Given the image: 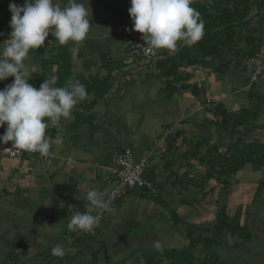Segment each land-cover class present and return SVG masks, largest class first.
I'll return each mask as SVG.
<instances>
[{
    "label": "crops",
    "instance_id": "1",
    "mask_svg": "<svg viewBox=\"0 0 264 264\" xmlns=\"http://www.w3.org/2000/svg\"><path fill=\"white\" fill-rule=\"evenodd\" d=\"M11 2L24 4V0H0V48L11 32ZM194 3L192 7L197 6ZM88 6L92 26L75 56L72 42L60 45L51 35L48 42L71 56L70 77L92 81L94 90L85 103L93 101V107L86 115L73 111L78 125L61 134L62 143L52 145L45 162L0 157V264H173L188 240L178 223L168 220L172 211L183 218L184 226L196 223L202 228L217 212L220 185L210 179L205 189H196L204 185L205 165L221 170L227 156L239 157L248 145L264 144V70L248 85L250 70L242 63L245 56L256 53L250 67L264 65V4L261 18L255 17L257 4L251 12L253 28L239 29L243 44L246 36L251 40L255 36L252 45L241 48L239 43L200 61L182 60L178 53L184 45L174 53L160 49L149 60L134 56L114 34L121 26L133 27L131 0H89ZM113 52L126 55L121 67L103 62ZM39 58L30 50L25 61L37 71L32 78L53 76L55 66L42 67ZM13 79L0 81V90ZM242 114L251 123L242 121L232 132L229 125ZM223 116L229 117L226 127ZM171 128L177 133L173 140L167 133ZM48 135L55 139L51 132ZM124 148L131 150L135 161H144L141 176L150 188L127 190L113 207L98 210L99 226L81 232L73 247L66 246L72 235L67 228L71 217L85 211L84 197L90 188L106 197L107 169ZM173 167L183 173L174 177ZM262 179L264 164L252 163L230 178L225 213L233 223L246 225L249 238L234 246L233 233L215 235L210 250L219 264H264ZM129 216L137 221L147 217L154 226L144 230L140 222L132 225ZM157 241L159 250L154 246ZM57 243L65 248L62 258L51 254Z\"/></svg>",
    "mask_w": 264,
    "mask_h": 264
},
{
    "label": "clouds",
    "instance_id": "2",
    "mask_svg": "<svg viewBox=\"0 0 264 264\" xmlns=\"http://www.w3.org/2000/svg\"><path fill=\"white\" fill-rule=\"evenodd\" d=\"M88 2L24 0L23 5L9 4L11 32L0 48V81L9 77L14 79L0 90V127L6 125L0 135V143L8 145L11 142L17 150L38 152L43 156L50 154L53 144L62 143V121L70 120L76 105L86 100V87L79 80L72 79L66 80L62 87L57 86L58 77L53 75L47 76L36 88L28 81L37 71L25 61L30 50L40 49L50 35L60 45L75 44V56L92 26ZM192 3L193 0H131L128 12L133 30L142 34L146 55H155L160 49L174 53L180 46H193L203 38L205 22L200 12L191 7ZM49 124L57 129L55 139L47 134ZM104 197L105 192L95 187L87 191L85 211H77L67 224V228L74 232L73 240L67 238L69 243L80 236L75 232H90L99 226L102 217L93 213L108 209L109 204ZM154 246L158 250L161 248L159 241ZM51 254L64 257V246L57 243Z\"/></svg>",
    "mask_w": 264,
    "mask_h": 264
},
{
    "label": "trees",
    "instance_id": "3",
    "mask_svg": "<svg viewBox=\"0 0 264 264\" xmlns=\"http://www.w3.org/2000/svg\"><path fill=\"white\" fill-rule=\"evenodd\" d=\"M197 3L194 5H197L193 8L198 10L201 14L202 19L205 22V27H204V36L203 38L197 42L193 46H187L184 45L180 52L178 53V56L182 58V60H195V61H200L201 59L205 58L206 55L210 54L209 57H212L213 51L220 53L221 55L223 54V49L227 52L231 50V47L237 46L239 43L242 44L241 48H247L250 45L253 44V39L255 36H252V40L249 39L251 37L246 36L247 38L244 40L245 43L243 44L241 41L244 38V35H241L239 30H238V36L235 37H229L227 33H225L227 30L225 28H230L232 26H241L243 25V21H250V16L252 10L255 8V5L257 4V8L255 9V17L259 16V11L264 4V0H216L214 4L208 3V1H203L200 2L196 0ZM212 3V2H211ZM214 5V6H209V5ZM192 7V6H191ZM236 12V14H235ZM261 18V17H260ZM260 24V22H259ZM259 30V29H258ZM242 37V38H241ZM51 38L49 37L45 44L38 50H35V54L39 56V61L42 64V67H45L46 65L49 67L55 66V74L54 76L58 77V84L57 86H64L65 81L68 79L72 80H79L81 83H83L86 87V91L88 93V96L90 95L91 91L94 90V86L92 84V81L90 80L89 82L86 81V79L82 78H77L76 76L70 77V74H68L71 70V56L69 53L62 47H56L54 50L50 45L48 40ZM223 40V42L221 41ZM250 40V41H248ZM250 43L249 45L246 46V44ZM228 44V45H227ZM221 45V47H220ZM55 52V54H54ZM254 55H257L256 53H251V55H247L242 59V63L244 67L247 64V60L250 57H253ZM194 57V58H193ZM42 58V59H41ZM45 77H40V78H31L28 82L32 84L34 87L39 88L40 84L43 83L45 80ZM99 86V85H98ZM99 87H96V90ZM103 93V90H101ZM87 96V97H88ZM87 99V98H86ZM86 100L80 102L79 104L76 105V108L74 110L76 111H81L77 115L81 116V114H88L86 111H90L92 106L93 101H87ZM82 107V108H81ZM80 108V109H79ZM229 117L223 116V126H228L226 120H228ZM243 121V122H242ZM78 119L74 118L72 115V118L69 122H66L63 124V131L62 135L65 134L67 131H71L78 125ZM251 123L249 118L248 120L244 118V114L240 115V117L236 118L235 123L233 125H229L231 128V131L234 132L235 127L239 123ZM6 127V125H5ZM5 127H0V135H2L5 131ZM47 134H53L54 138L57 136V129L55 126H52L49 124L48 129L46 130ZM176 131L174 135L169 136L170 139L173 140L175 136ZM61 135V136H62ZM3 143H0V149L2 147ZM242 151V149H241ZM240 151V152H241ZM1 157V156H0ZM226 165H224L221 170L217 166H212V165H205L208 167L206 171H204V174L202 176V180L204 185L196 188L198 191H202L205 189V184L208 180L214 179L220 186L218 189V198H221V201L225 200V196L228 193V184L230 181V178L236 174V172L239 171L240 168H242L246 163H252L253 165H260L264 164V144L263 145H253L252 147H248L243 150V155L239 157H234L232 156L231 158L227 156L226 158ZM205 167V168H206ZM262 182L264 179L261 180ZM183 182V181H181ZM226 194V195H225ZM183 203V202H178ZM184 205V204H183ZM224 207H220L217 209V212L215 214L214 219L211 221V223L208 224V228H202L200 227L199 230L202 232L203 230L208 231L204 237L202 236H197V237H190L189 238L186 236L185 238L188 240L187 245L188 247L182 250V253H185L186 250L189 248L194 251V243L195 245L199 244H206L207 249V255L204 253L205 256H209V249L213 245V237L217 235L218 233H221L222 231H232L234 236L235 243L240 245L241 243H244L248 240L249 234H248V229L246 225H241L238 223H233L231 221V218L227 216V214H224L223 211ZM171 218L173 219V222L176 224L178 223V219L180 218L177 216L176 212L173 210L171 213ZM177 225V224H176ZM207 226V224L205 225ZM186 227L191 228L193 227L192 225H187ZM211 228V229H210ZM229 229V231L227 230ZM72 235H73V231ZM72 235H68L67 238L72 239ZM233 244V245H234ZM65 245L71 246L73 243H69L66 241ZM235 246V245H234ZM195 253V252H194ZM203 253V252H202ZM179 257V256H178ZM172 260L173 264H192L189 262V258L187 259L186 262H183L182 258ZM190 257V255H188ZM156 259V258H153ZM194 264H196L195 259L192 261ZM199 264H219L217 259H213V261L210 262V260H207L204 263H199Z\"/></svg>",
    "mask_w": 264,
    "mask_h": 264
},
{
    "label": "built area",
    "instance_id": "4",
    "mask_svg": "<svg viewBox=\"0 0 264 264\" xmlns=\"http://www.w3.org/2000/svg\"><path fill=\"white\" fill-rule=\"evenodd\" d=\"M116 32L123 39L128 51L130 54L142 57L147 60L155 58L157 56V51L155 55L148 54L146 55L143 51L145 45L142 40V34L133 30V27H119L116 29ZM257 55L250 57L247 60L246 66L249 67L255 60ZM264 65L257 64L253 67L250 75V81H255L257 76L263 71ZM168 135H174L172 129L168 130ZM30 156L33 161L45 162L49 155L43 156L38 152H27L22 150H17L15 147L11 146V142L8 145L3 144L0 149V156L8 159H21L24 156ZM144 161L140 160L139 162L135 161L133 158L132 152L129 148H124L114 159L113 166L109 167V184L110 189L105 197V200L108 202L109 207H113L116 201L124 196L127 190L133 188L142 189L145 186L150 188L146 184L141 176L144 169ZM97 214L102 215L101 212ZM83 231L75 232V235H81Z\"/></svg>",
    "mask_w": 264,
    "mask_h": 264
},
{
    "label": "rangeland",
    "instance_id": "5",
    "mask_svg": "<svg viewBox=\"0 0 264 264\" xmlns=\"http://www.w3.org/2000/svg\"><path fill=\"white\" fill-rule=\"evenodd\" d=\"M235 14H236V12H235ZM261 14H262V11L260 10L259 11V16H257V18L259 19L260 17H261ZM243 25H244V27H243V29H250V28H253V22H251V21H248V22H246V21H243ZM242 27H240V26H238V27H236V26H232V27H230V28H225V30H227L225 33H227L228 34V36L229 37H235V39H236V37L238 36V30L239 29H241ZM116 36H118V37H121L116 31H115V33H114ZM124 48H126V46H124ZM125 59H126V55H123V56H120V52L119 53H117V52H113V54L111 55V59L110 60H106V61H103V62H110L109 64H111L112 65V63L113 64H116L117 66H119V67H121L122 66V64H124V61H125ZM252 69H253V67H247V70H250V72L252 71ZM97 72V71H96ZM101 72H105L104 70H102ZM250 72H249V75H250ZM256 81V80H255ZM254 81H250L249 80V85L250 84H252ZM82 108V107H81ZM80 109V108H79ZM97 116V115H96ZM101 118H103V117H101ZM99 120H100V118H99ZM72 131H74V129L72 130ZM169 136H171V135H169ZM24 157H26V159H27V161L28 162H31V161H33L34 159H32L29 155L28 156H24ZM206 167V166H205ZM204 167V168H205ZM223 167V166H222ZM205 169H208V167H206ZM173 173H174V177H176V175L179 177L182 173H183V171L182 170H179L178 171V169L176 168V167H173ZM180 179H182V178H180ZM175 180H174V178H172L171 179V183H173ZM226 195V194H225ZM227 197V196H226ZM226 197H225V199H226ZM226 204H227V199L226 200H224V201H221V198L219 199L217 196H216V199H215V209H218V208H220V207H224L223 208V211H224V214H226L225 213V206H226ZM179 205H181V204H179ZM147 217H145V219H143V220H141V221H137V220H132V217L131 216H129L128 217V219L129 220H131V224L132 225H134L135 224V222H140V225H141V228H143L144 230H148L149 229V227H151V228H153V223L154 222H151L150 221V219H146ZM169 219H171V223L173 224L174 222H173V219L172 218H168V220ZM182 217H180L178 220V228H181V230H184V231H181L182 232V234L186 237H188L189 238V235H191L190 237H197V236H202V237H204L205 236V234L207 233V232H205V230H203L202 232L199 230V228L203 225H200V224H194L193 225V227H191V228H188V227H186V226H184V222L182 221ZM209 223H211V221L210 222H207V223H205V225L207 224H209ZM242 225H244V223H242ZM241 225V226H242ZM203 228H205V226H203ZM211 229V228H210ZM228 231H229V229H227ZM229 232H232V231H229ZM235 243V240H233L232 241V244H234ZM235 246H237V244H234ZM194 246H195V248H194V251L191 249V251H190V248L187 250V251H185V253H180V255H179V257H178V259H180V258H182V260H183V262H186L187 261V259L189 258L190 260H189V262L190 263H192V264H194L192 261H193V259H195V261L197 260V259H199L200 261H202V263H204V262H206L207 260H210V262L211 261H213V259L215 260V259H217V257L216 256H214L213 254H212V252H211V250L209 249L208 251H209V256H205L204 257V253L207 255V248L206 247H208L207 246V243L206 244H199V245H195V243H194ZM67 252L69 253V250L67 249ZM195 252V253H194ZM201 252H203V253H201ZM66 255H68V254H66ZM188 255H190V257H188ZM158 257V259H160L161 257H159V256H157ZM205 259H207V260H205ZM220 260V259H219ZM118 264H121V262H119Z\"/></svg>",
    "mask_w": 264,
    "mask_h": 264
}]
</instances>
